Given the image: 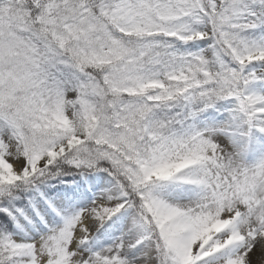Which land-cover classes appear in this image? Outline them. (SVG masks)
<instances>
[{"label": "snow or ice", "instance_id": "snow-or-ice-1", "mask_svg": "<svg viewBox=\"0 0 264 264\" xmlns=\"http://www.w3.org/2000/svg\"><path fill=\"white\" fill-rule=\"evenodd\" d=\"M0 264H264V0H0Z\"/></svg>", "mask_w": 264, "mask_h": 264}]
</instances>
